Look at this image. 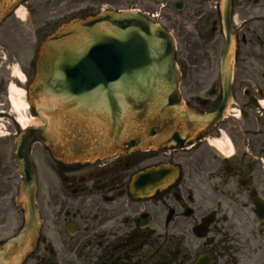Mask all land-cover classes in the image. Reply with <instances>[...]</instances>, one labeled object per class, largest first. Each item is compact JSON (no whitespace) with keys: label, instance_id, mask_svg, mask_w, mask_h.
Masks as SVG:
<instances>
[{"label":"flooded vegetation","instance_id":"flooded-vegetation-1","mask_svg":"<svg viewBox=\"0 0 264 264\" xmlns=\"http://www.w3.org/2000/svg\"><path fill=\"white\" fill-rule=\"evenodd\" d=\"M58 1L25 0L28 16L12 9L0 23V132L9 130L0 136V264H264V0H231V94L222 118L186 147L69 161L30 140L39 231L24 253L4 247L24 220L18 199L23 177L13 160L17 135L34 118L29 86L39 44L73 17L65 0ZM219 4L109 5L136 9L172 32L182 47L175 53L180 94L205 112L217 110L224 98L218 56L226 32Z\"/></svg>","mask_w":264,"mask_h":264},{"label":"water","instance_id":"water-1","mask_svg":"<svg viewBox=\"0 0 264 264\" xmlns=\"http://www.w3.org/2000/svg\"><path fill=\"white\" fill-rule=\"evenodd\" d=\"M14 1L0 0V16ZM223 3L226 21L230 0ZM174 44L170 32L139 12L111 8L66 23L41 44L31 86L38 121L21 131L14 160L24 176V223L5 248L26 252L39 228L30 138L57 153L85 158L145 145L182 146L220 118L231 79L229 36L220 56L223 106L212 113L186 107L179 96ZM78 125L94 130L93 137L82 135Z\"/></svg>","mask_w":264,"mask_h":264},{"label":"rangeland","instance_id":"rangeland-1","mask_svg":"<svg viewBox=\"0 0 264 264\" xmlns=\"http://www.w3.org/2000/svg\"><path fill=\"white\" fill-rule=\"evenodd\" d=\"M52 1H55V3L59 2L58 0H52ZM113 1L115 2V0H65V3L63 5L67 6V8H70L72 10V15H75L76 13H79L81 10H84V12H83L84 13L83 16H84V15H87L90 13L99 12L107 3H113ZM61 2H63V0ZM24 7H26V5L23 4V2H21V7L17 12L18 15H20V18H22V19L24 18V16H28ZM117 7H118V5H117ZM21 22H24V21H21ZM31 22L32 21H30L28 19L25 22L26 23L25 25H27L28 27L29 26L32 27L33 23H31ZM180 49H182L181 45L177 44V50H180ZM209 51H212V50H209ZM218 53H219V51H217V55H218ZM217 59H218V57H217ZM217 59L215 60V63H214L215 69L213 71H211L213 77H215L217 75V72H218ZM204 73H207V70L204 71ZM8 131L9 130L2 129V132H0V136H9ZM219 144H221V146H223V142H219ZM2 146L5 147V145H2ZM10 150L11 149H9V151L7 153L8 157L11 154ZM0 151L2 153L5 152L4 149H2ZM14 225H15V220L12 221V223H9V228H8L9 233H11Z\"/></svg>","mask_w":264,"mask_h":264},{"label":"bare ground","instance_id":"bare-ground-1","mask_svg":"<svg viewBox=\"0 0 264 264\" xmlns=\"http://www.w3.org/2000/svg\"><path fill=\"white\" fill-rule=\"evenodd\" d=\"M35 121V120H34ZM23 122H25V121H23ZM78 128L79 129H82L81 131H82V135H84L85 137H87V138H89V137H93V135H94V130H92L91 128H89V127H86V126H82V127H80V125H78Z\"/></svg>","mask_w":264,"mask_h":264}]
</instances>
